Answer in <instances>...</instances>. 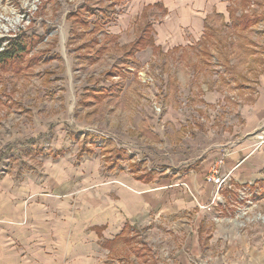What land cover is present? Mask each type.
<instances>
[{
    "label": "rangeland",
    "instance_id": "374dc122",
    "mask_svg": "<svg viewBox=\"0 0 264 264\" xmlns=\"http://www.w3.org/2000/svg\"><path fill=\"white\" fill-rule=\"evenodd\" d=\"M193 1L0 0V51L27 49L0 65V176L63 191L134 172L177 184L216 154L264 141V127L246 135L264 112V0H214L199 12L211 30L181 25L187 37L169 48H125L159 40L149 25L178 28ZM254 11L262 20L249 29L234 22ZM83 147L94 155L79 160ZM204 211L129 229L104 264H264V184L226 185Z\"/></svg>",
    "mask_w": 264,
    "mask_h": 264
},
{
    "label": "crops",
    "instance_id": "0c3cea01",
    "mask_svg": "<svg viewBox=\"0 0 264 264\" xmlns=\"http://www.w3.org/2000/svg\"><path fill=\"white\" fill-rule=\"evenodd\" d=\"M194 2L196 10L184 11L179 23L172 22L178 28L169 24L161 28L159 23L154 30L151 26L153 35L156 32L159 37H153L155 46L169 48L171 43L187 37L179 32L181 25L192 36L210 28L208 14L201 18L199 12L203 11L201 5L208 10L214 0ZM155 7L168 12L162 3ZM175 49L182 47H172ZM252 116L248 118L251 129L246 135L264 127V112ZM247 149L241 143L224 153L227 157L218 169L225 179L220 190L206 177L224 154H216L202 168L184 174L177 184L169 179L162 180V184L142 180L134 172L92 190L63 191L52 182H26L4 173L0 176V264H104L107 246L129 229H149V224L160 216L161 221H166L173 214L192 210L193 214L198 212V221L208 219L204 210L219 197L224 186L250 191L264 184V141H254L253 148ZM80 152L79 160L94 155ZM192 247L195 255L200 241H193Z\"/></svg>",
    "mask_w": 264,
    "mask_h": 264
},
{
    "label": "trees",
    "instance_id": "16d2710c",
    "mask_svg": "<svg viewBox=\"0 0 264 264\" xmlns=\"http://www.w3.org/2000/svg\"><path fill=\"white\" fill-rule=\"evenodd\" d=\"M241 2L245 6H248L251 3H252V5L257 4L258 0H241ZM161 6L162 5H159V7H161ZM260 16H262V15H260ZM260 16L258 15L257 11H254L251 16L242 15L240 17V19H235L234 22L238 23L241 26L242 30H247L250 27H252V25L257 24L262 20L260 18ZM262 17H264V16H262ZM242 23H243V25H242ZM208 29L211 30V28H208ZM149 31H151V25H149ZM145 40H146V38L141 37L139 40L134 42L132 45L127 46L125 48L128 49L130 54H134V52L141 51L142 49L146 48L147 46L155 47L153 37H150L146 41ZM0 46H1V44H0ZM9 47L11 48V50L0 51V65L6 64V63H9L10 61L18 59L19 55H23L27 51L26 46H24L21 43H15V44L10 43ZM85 150H86L85 147H83L81 149L80 155L86 153ZM138 178L141 179L142 177L138 176Z\"/></svg>",
    "mask_w": 264,
    "mask_h": 264
},
{
    "label": "built area",
    "instance_id": "2783aa9c",
    "mask_svg": "<svg viewBox=\"0 0 264 264\" xmlns=\"http://www.w3.org/2000/svg\"><path fill=\"white\" fill-rule=\"evenodd\" d=\"M227 157V154H224L223 157H221L219 160L216 161L214 166L210 170V177H208V181L214 183L218 186V189L222 187V185L225 182V179L221 178L218 172L219 167L224 163L225 158ZM218 196V195H217ZM214 201H212V204H214Z\"/></svg>",
    "mask_w": 264,
    "mask_h": 264
}]
</instances>
